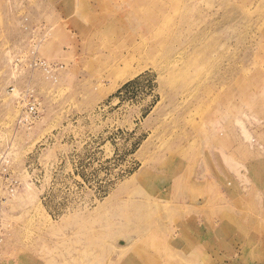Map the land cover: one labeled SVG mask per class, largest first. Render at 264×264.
<instances>
[{"label": "rangeland", "instance_id": "rangeland-1", "mask_svg": "<svg viewBox=\"0 0 264 264\" xmlns=\"http://www.w3.org/2000/svg\"><path fill=\"white\" fill-rule=\"evenodd\" d=\"M130 259L264 264V0H0V264Z\"/></svg>", "mask_w": 264, "mask_h": 264}, {"label": "bare ground", "instance_id": "bare-ground-1", "mask_svg": "<svg viewBox=\"0 0 264 264\" xmlns=\"http://www.w3.org/2000/svg\"><path fill=\"white\" fill-rule=\"evenodd\" d=\"M137 7H139V6H137ZM102 9V8H101ZM114 11V10H113ZM116 11H117V9H116ZM138 11V10H137ZM142 11V10H141ZM154 19V18H153ZM115 69V68H114ZM23 122V121H22ZM216 137V136H215ZM215 139H217V138H215ZM137 206H139V205H136V204H134V206H132V208H134V209H137L138 207ZM141 206V205H140ZM140 208V207H139ZM141 209V208H140ZM138 210V209H137ZM135 211V210H134ZM138 212V211H137ZM137 227H140V226H137ZM140 229V228H139ZM139 232V231H138ZM141 232H142V230H141ZM136 233V232H135ZM134 233V234H135ZM150 237V236H149ZM146 238V237H145ZM131 256H133V255H131ZM133 259V258H132ZM132 259H130L129 260V262H125L124 264H133V261H132ZM121 264V263H120Z\"/></svg>", "mask_w": 264, "mask_h": 264}, {"label": "built area", "instance_id": "built-area-1", "mask_svg": "<svg viewBox=\"0 0 264 264\" xmlns=\"http://www.w3.org/2000/svg\"><path fill=\"white\" fill-rule=\"evenodd\" d=\"M29 114H30L31 116H36V114H37V109H36V107H35L34 105H31V106L29 107Z\"/></svg>", "mask_w": 264, "mask_h": 264}]
</instances>
